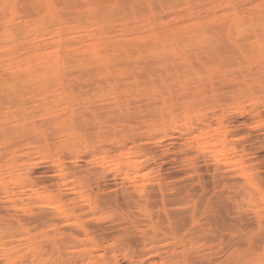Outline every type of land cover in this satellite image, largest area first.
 <instances>
[{"label": "rangeland", "instance_id": "obj_1", "mask_svg": "<svg viewBox=\"0 0 264 264\" xmlns=\"http://www.w3.org/2000/svg\"><path fill=\"white\" fill-rule=\"evenodd\" d=\"M48 1L45 3L46 5H49ZM52 1L50 0V7H47L50 11L54 8L56 13L54 10L50 13L60 20L58 8H55L58 4L55 3V6ZM136 1L142 3V8L145 10L142 22L131 19L133 24L129 26L122 19L123 23L119 18L117 21L115 19L116 22L113 23V27H115L111 29L117 32L109 28L108 35L106 32L108 30L105 31L106 36L103 33L104 37L109 38L110 36V39L113 40L116 36L119 39L116 40L120 41L127 35V38L144 36L143 39L146 42L157 41L166 45L168 60L159 62L155 59L150 61L143 59L136 62V60L129 59L123 66L120 65L123 69L119 66L116 67L121 72H118L119 74L114 72V74L119 77L109 78L111 81L102 80L103 84L99 81L95 87V83L89 87L90 85L85 84L82 80L79 82L80 87L85 86L86 88L79 87L80 90L77 88L79 85L74 83L71 78L68 80V77L65 79L61 77V84L69 86L71 84L70 87L75 90H20L6 92L7 94L0 92V175L7 173L6 166L9 165V162L14 163L17 171L19 170L18 172L24 175L23 181H20L21 185L37 192L55 193L57 184L61 181L71 180L75 184L81 181L80 184L87 187V189L84 188L83 197L86 200H91L94 207L101 203L99 208L96 207L100 209H96L99 212L95 216L96 220L93 218V221H87L80 218L71 220V223L59 221L68 228L72 227L66 225H76V229L65 231L58 226L60 223L57 222L48 221L46 224L38 221L33 223L34 217L33 219L30 217L34 216L36 209L33 205L30 206L35 201L30 196H26L27 199L23 197V202L28 201L24 203L27 206L24 205L23 210L19 209L22 211L15 212L16 210L7 209L8 212H6L5 208L10 205L6 202L8 199H5L2 190L6 185L11 187L12 184L1 182L0 201L3 203L0 204V228H5L9 223L12 225L15 222L16 225L17 223L25 225L29 220L31 221L29 224L31 223L32 226L29 225V227L31 226L30 230H28L29 227L26 228V225L23 226L26 228L23 229L25 232L23 230L15 231V229L11 231V233L15 232L20 235L16 234L17 239L20 237L26 241L22 242L24 246H21V249L15 248L17 251L0 250V264H166L165 261L171 251L180 254H178V260L181 264L186 262V257L193 261L190 263L187 260V264H200L202 261L205 264L208 259L212 260L208 264H227L228 262H230L229 264H262L264 261V227L259 228L264 220V217L260 216L264 213L261 210L262 206H258L257 203L254 205L252 202H245L248 200L245 199L246 196L244 197L245 194L243 195L242 190H239L240 193L237 190L238 196L236 194L231 202L225 198L228 194L233 196L234 194L231 193L234 190L228 191L229 189L226 190V188L222 190L223 187H220L219 183V187H217L216 183L219 181L211 178L210 173L203 170L205 167H203L200 158L195 156V150L192 149L189 142L186 143V139L190 141L191 137L196 134L195 130L190 132L191 135H186L184 127H181L182 122L179 121L181 107L184 105L190 106L191 104L193 109L195 107L194 110L199 109L202 116L223 111L227 125L234 129L240 146L247 150L246 159L250 155L248 151L251 153L249 161L254 164L255 174L259 178L258 182L260 183L264 179V130L258 128L255 124L257 120L254 118V113L263 111L261 108L264 105V0H171L170 6H168L169 4L166 5L168 8L163 6L161 10L160 7L153 4L152 0H149L150 3L148 0ZM235 17L236 19L242 18L244 25L241 32H235L237 35L234 33V36L231 34V37L228 34V38L224 33L226 35L223 36L226 39H224L225 43L228 42V44H225L221 37L222 42L219 41L220 39L218 40L219 43L221 42V46L218 41L210 42V44L187 41L189 37L197 36L199 33L204 35L214 32L215 28L212 29L208 25L218 24L225 20L228 22ZM56 18H54L56 27L63 26L64 22ZM200 20L209 28L204 26L193 29L191 27L192 23H198ZM144 23L148 26H144ZM227 27L225 26V29ZM196 30L199 33L195 32ZM59 36L53 40L47 38L44 41L38 40L39 42L36 41V44L32 40H28L29 43L27 41L26 46L33 45H29L32 50L38 43V45L43 44L39 48L45 49L51 44L53 53L58 49L55 53H59L58 56L62 57L65 56V53H69L65 52L69 51L66 46L74 45L76 47L75 43L79 41L85 43L84 41L88 40L87 36H83V34L80 35V38H78L79 35L76 37L73 35V42L71 41L67 45L69 36L64 34ZM64 36L67 37V40ZM57 39L62 41V45L60 41L57 42ZM116 40L114 38V41ZM183 41L184 43L181 44ZM230 41L234 43V46L228 49L227 45L229 47V44L232 43ZM23 46L17 47L18 53H16V47L11 50L14 52L16 48V55H22L23 49L19 50V48L21 49ZM112 49L110 46L101 47L99 53H110ZM139 71L142 78L137 75ZM135 80L141 82L143 90H132ZM109 83L110 87L116 84L113 86L114 90L108 86ZM105 84L108 87H104ZM92 87L104 88L103 90L88 89ZM186 95L187 97H185ZM252 109H255L254 113L250 112ZM171 114L177 116L174 118L175 126L179 127L177 130L181 132H175L174 135L180 136L181 139L164 141L162 146L167 148L165 152H162L161 146L153 147L150 150L154 153V158L149 161L147 166L150 173L148 179L150 184L155 182L164 187V195H166V191L171 194L172 189H175V192L177 190L180 193L183 190L184 193L181 195L188 196L187 203L189 205L185 206L188 207V212L185 210L183 216H188L190 213L193 218L186 217L184 230L176 229V225L172 224L171 219L165 223L164 218L167 213L171 214L168 209L173 207L165 204L166 209H164L161 204H156V206H150V209L147 208L148 210L144 206L140 208L139 205H143L144 198L147 197L146 193L149 194V189L150 192L154 189L157 191L155 186L148 184L144 186L145 189H134L137 191L129 189L127 186L125 188L120 174H114L117 167L115 170L113 169L114 163L119 164L121 163L119 161H122L115 156L124 152L129 146L136 148L135 144L137 143L153 142L154 138L161 139L166 131H169L168 122L171 120ZM76 120L79 121V124ZM195 121L196 117L193 116L190 124L195 126ZM148 147L150 148L149 144ZM192 161L194 163L197 161L195 164L200 167L194 166ZM190 165L191 168L196 167L192 168L197 170L196 173L193 172ZM106 166L114 171L108 170ZM105 169L109 171L108 175H106L108 172ZM212 180L215 185L211 182ZM4 183L5 186H3ZM263 183L264 180L260 183L261 190L264 187ZM97 185L101 189H97ZM165 186L167 187L165 188ZM151 187L154 189L152 190ZM125 190H127L126 193L122 192ZM107 194L109 197H114L113 199H116L115 196L118 195L122 197L118 196L117 200L120 198V201L117 202V205L111 203L113 205L111 208V204L105 202L108 203L106 205L102 199L104 198L102 196H107ZM240 194L243 195L242 199ZM124 195L127 201H133L128 203ZM235 197L237 203H235ZM121 198L130 204L127 206L125 202L128 208L123 205L124 200L121 201ZM91 202L87 200L86 204ZM256 205L259 209L256 208ZM77 206L83 208L85 204L78 203ZM23 211L29 213L28 218ZM35 214L37 215V212ZM250 220L256 221L253 223ZM257 223L259 226L257 225V229H255L253 224ZM13 228L16 226L14 225ZM170 228L188 240L184 245L183 256H181L182 246H177L175 250L168 246L172 239L169 234ZM261 230L263 235H258ZM257 232L259 233L257 234ZM261 236L263 239L260 238ZM164 251L169 253L166 255ZM150 255L155 256L149 257ZM253 257L254 259H252ZM214 259H216L215 262Z\"/></svg>", "mask_w": 264, "mask_h": 264}, {"label": "bare ground", "instance_id": "obj_2", "mask_svg": "<svg viewBox=\"0 0 264 264\" xmlns=\"http://www.w3.org/2000/svg\"><path fill=\"white\" fill-rule=\"evenodd\" d=\"M46 2H47V0H0V92H3L2 94H4V92L5 93L10 92V91L16 92V91H20V90H23V91H25V90L26 91H29V90H75V88L72 89V87H70L71 84H70V86L67 83H66L67 85L61 84V81H60L61 77H64V79L66 77H68V80L72 79V81L74 83H77V85H79V86H77L78 90H80V88L85 87V86L80 87L81 85L79 82L82 80H83V82H85V84L88 83V85H90L89 87H91L95 83L94 84V87H95V85L98 84L99 81H101L100 83L103 84L102 80H105V81L108 80L109 81L110 80L109 78L113 79V78H115V76L119 77V75H116V74H119L121 71H119V69L117 70L116 67L117 66L120 67V65L123 66L125 63L128 62L129 59L136 60V62L142 61L143 59L149 60V61L155 59V60H159V62H161V61L165 62L166 60H168V50L166 49V45H164L160 42H157V41L156 42H150V41L146 42V40L143 39L144 36L143 37L131 36L132 38L131 37L127 38L128 37V35H127L125 38H123L120 41H117L119 39H117L116 36L114 37L115 40L117 39L116 41H114V38H113V40L110 39V36H109V38L104 37L103 33L106 36L105 31L108 30V31H106L107 35H108V32L115 27V26L113 27V23L115 24V22L117 21L118 18L120 20L122 19L123 22L129 26L133 24V23H131L132 20L135 19L136 21H139V20L143 19L145 10L142 8V5H141L142 3H139L136 0H132V1H130V0H53L52 4L54 3L55 6H56V4H58V6H59V7L58 6L57 7L54 6V7L58 8L57 12L60 15L59 16L60 20H62V22H64V25L59 26V27H56V25L54 24V18H56V17H54L53 14L50 13L52 10H54V8L50 11L49 8L47 7V6L50 7V4H51L50 0L48 1L49 5L48 4L46 5L45 4ZM152 2L154 5L156 4L155 6L160 7L159 9L161 10L163 6L168 5L172 1L171 0H152ZM149 3H150V1H149ZM175 3H176V1H175ZM168 6H170V4ZM154 9H153V11H154ZM249 11H250V9H249ZM150 12H151V10H150ZM150 12H148V13H150ZM251 12H252V10H251ZM55 13H56V11H55ZM58 13L56 14L57 17H58ZM221 17H222V15H221ZM56 19H58V18H56ZM115 19H116V21H115ZM241 19L242 18L236 19V17H235L233 19L228 20V22L225 19H223L225 21H222V19H221L222 22H219L218 24L215 23L214 25H208V26H210V28L216 29V30L214 29V32L204 34V35H200L201 33H199L198 30H196L195 32L199 33V35L197 34V36H194L191 38L189 37L187 41H189V42L198 41L199 43L201 42L203 44H205V43L210 44V42L216 43V41H218L219 39H220L219 41H221V38H222V41L225 43L226 39L223 37L225 35L224 33H226V35H227V36L225 35L226 37H228L229 35L232 37L231 34H233V36H234L235 32L239 33V31L241 30V28L244 25V20H241ZM122 20H121V22H122ZM217 20H219V19H217ZM141 22H142V20H141ZM56 23H57V21H56ZM61 23H59V24H61ZM162 24H165V23H162ZM145 25H147V24L144 23V26ZM164 26H166V25H164ZM182 26L185 27V25H182ZM204 26L208 27L207 24L204 25L203 23H201V20L198 21V23H194V24L192 23L191 24V27L193 29L201 28ZM225 26L226 27L228 26V27L225 29ZM186 27H188V26H186ZM109 28H110V30H109ZM176 28H177V26H176ZM137 29H138V27H137ZM183 29H185V28H183ZM75 30H76V32H75ZM112 31H116V30H112ZM60 34H64V35L69 36L68 37L69 40H67L66 39L67 37L64 36V38L67 40V45H69L71 43V41L73 39V35H74V37L79 35L78 38H80L81 37L80 35L83 34V36H87L88 40L84 41L85 43H82L80 41H79L80 43L79 42L75 43L76 47H74V45L73 46H71V45L66 46V47H68L69 51L66 50L65 52H69V53H65V54L63 53L65 56H62V57L58 56L59 53L58 54L55 53L56 51H58L57 48H56L57 50H55V47H54V50H55L54 53L55 54L53 53V49H52L53 46L51 47V44H49V43H47V44H49L50 47H48V48L45 47V49L39 48V46H43V44L38 45V43H37L38 47L36 45V46H34V48L32 50L30 49V47L33 45L29 44V45H31L30 47H29V45H28V47L26 46V43L28 40H32L36 44V41L37 42H39L41 40L44 41L45 38H47L48 40H53L54 38H57V36H59ZM193 34H195V33H193ZM205 35H207V36H205ZM59 37H61V36H59ZM149 37H151V36H149ZM83 38H85V37H83ZM151 39H153V38H151ZM59 41H60V39L57 42H59ZM68 41H70V42H68ZM219 41H218V43H219ZM61 42L62 41H60V43ZM221 42L219 43L220 46H221ZM230 42H232V41H230ZM28 43H29V41H28ZM183 43H184V41L181 42V44H183ZM232 43L229 44L230 45L229 47L227 45L228 49L230 47L232 48L234 46V43L233 44ZM185 44H186V42H185ZM225 44H228V42H226ZM17 45H19V46H17ZM20 45H22V46L24 45L23 48H21V49L19 48V50L23 49V53H22V55H19V54L16 55V53L19 52L17 47H20ZM53 45H55V44H53ZM61 45H62V43H61ZM45 46H48V45H45ZM105 46L112 47L113 48L112 52L105 53V54L99 53L100 52L99 49H101V47H105ZM13 47L17 48V50L15 48V50L17 51L16 53H15V50H14V52L12 51ZM25 47H27L26 50H24ZM35 47H37V48H35ZM59 47H60V45H59ZM50 48H51V50H50ZM28 50H29V52H28ZM10 51L12 54L10 53ZM13 55H16V56H13ZM155 62H158V61H155ZM138 64H140V63H138ZM120 68H122V67H120ZM115 70H117V71H115ZM138 70H140V69H138ZM140 71H139V74H137L139 76V78L141 76ZM114 72H117V73L114 74ZM139 78H137V79H139ZM141 78H142V76H141ZM100 83H99V85H100ZM110 83L108 84L109 87L111 86ZM108 86H106V84H105L104 87H108ZM113 86H116V84ZM113 86L110 88H112L114 90L115 87L113 88ZM97 87H99V86H97ZM100 88L101 89H99V88L96 89V88L92 87L91 89L90 88H88V89L89 90H103L102 87H100ZM132 88H133L132 90H143V87H142L140 81H138V82L136 81L135 85H133ZM185 97H187V95ZM20 101H22V100H20ZM187 102H189V101H187ZM170 107H171V105H170ZM181 108L182 109H181L180 115H179L180 116L179 121L182 122L181 127H184V131H185L186 135L187 134L191 135L192 133H190V132H194V130L196 133L193 135V137H191L192 139H190V141H187V139H186V143L189 142L190 145L192 146V149L195 150V153H196L195 156L200 158L201 162L203 163L202 165H204L203 167H205L203 170L204 171L206 170L205 172L210 173L209 175L211 178L219 181L216 183L217 187H219V185H220V187L221 186L223 187L222 190L223 189L225 190V188H226V190L229 189L228 191H230V189L234 190V191H232V193L227 191L228 193H231L234 195L233 196L230 195L231 196L230 197L228 194L227 197H225V198H227L231 202V200H234L233 197L236 194L238 196V193H240L239 190L240 191L242 190V193L244 192L243 195L245 194L244 197L246 196L245 199L248 200L245 202H248V203L252 202L254 205L257 203L258 206L261 205L262 208L264 209V207H263L264 206V193H263L264 187L262 188L263 191L260 188V183L264 179L262 178L263 180L260 183L258 182L259 178H257V174H255L256 170L254 169V164L251 163L252 161H249V156L251 155V153H250V151H248L249 152L248 154H250V155L246 159L247 150L244 147L240 146L239 139L236 138V133H235L234 129L227 125L226 116H225V114H223L224 112L223 111H221L220 113L212 112L209 116H205V115L202 116L199 113V109L194 110L195 107L193 109L191 104H190V106L184 105ZM261 110H263V111H257L254 113L255 109H252L250 112L254 113V118L257 120V122L255 124H257L258 128L264 130V105L262 106ZM170 116H171V120H169V122H168V127H169L168 130L169 131H166L165 134L163 133L164 135L161 139L154 138L153 142L151 141V142L137 143L138 145L135 144L136 148L132 147L133 148L132 149L129 146V148H126V150L124 152H122V153L120 152L121 154L119 153L118 154L119 156L116 155L115 157L116 158L118 157L117 158L118 160L122 159V161H119L121 163H119L117 161L119 164H117V163L116 164L114 163V165L111 164V165H113L114 170L117 167L116 168L117 173L113 169H109L106 166V168L108 170L114 171V174H120L121 179H122L121 181L123 183V186H125V188L127 186L129 189L131 188L132 190H134V189L138 190L139 188L145 189L144 186L150 184L149 183L150 180L148 179V176L150 173H149L147 166H148L149 161L154 158V156H153L154 153L150 150H152L153 147L159 148L161 146L162 152H165V151H167V148L165 146H162L164 141H166V140L172 141V140L181 139L180 136L174 135L175 132L181 133L179 130H177V128H179V127L175 126L176 120L174 118L177 116H174V114L173 115L171 114ZM193 116L196 117V121H195L196 123L194 122L196 124L195 126L193 124L192 125L190 124L191 118H193ZM76 121H78V120H76ZM67 122H68V120H67ZM78 124H79V121H78ZM57 125H59V124H57ZM60 127H62V126H60ZM165 128H163V129L165 130ZM68 136L71 138L70 135H68ZM148 144L150 145V148L148 147ZM132 146H134V145H132ZM239 146H240V149H239ZM195 163L193 162V164H195ZM8 164L9 165L6 166L7 168L5 167L7 170V173L5 172V174L0 175V184H2L3 181H5L6 184H8V183L12 184L11 187H7V185L5 186V183L3 184V186H5V187H3V190H2L3 196L6 197L5 199H8V201L6 200V202L9 203V204L7 203L8 205H10L9 207H6V208H5V206L1 205L5 208L6 212H8L7 209H10L13 211L16 210L15 212L22 211L24 209L23 207L27 206L24 203L26 201H28V200H26L25 202H23L24 199H27L26 196H30V197H32L31 198L32 200L33 199L35 200V201L33 200L34 202L30 206L33 205L34 208L36 209V212H37V215L35 214L36 213L35 212L34 216L30 217L32 219L34 217L33 223L38 222V221L44 222L46 224L48 221L57 222L58 224L60 222L71 223V220H78L80 218H84L87 221H90V220L93 221V218L96 220L95 216L97 215L98 210H100L98 208L101 205V203L99 202L100 203L99 206L95 205L96 207H98V208H96V207H94L91 200L87 199L92 204L91 203L86 204L87 200H86V198L83 197V192H84V188L87 189V187H85V185H83L84 186L83 187L80 184L81 181L76 183V184H75V182L74 183L71 182V180L70 181H61V182H59V184H57V189H56L55 193L54 192H37V191L33 190L32 188H27V187L21 185L20 181H23L22 179L24 178L23 173L18 172L19 170L17 171V169L14 166V163L12 164L11 162H9ZM194 166H198V168L200 167L199 165H196V164ZM190 168H191V165H190ZM190 168H189V170H190ZM192 168H196V167H192ZM107 169H105L106 172H108L106 175L109 174V171H107ZM192 170H193V172L195 171L194 173H196V171H197L194 169H192ZM192 170H190V171H192ZM103 172H105V171L103 170ZM199 172H202V171H199ZM110 173H111V171H110ZM101 174H103V173H101ZM260 176H262V175L260 174ZM114 177H115V175L113 176V178ZM25 178H27V177H25ZM198 178H200V177H198ZM75 180H76V178H75ZM200 180H201V178H200ZM216 180H214V181H216ZM211 182H213V180ZM218 183H219V185H218ZM124 184H127V185H124ZM205 184L207 185V183H205ZM213 184L215 185L214 182H213ZM24 185H25V183H24ZM150 185L155 186V188L157 189L158 192L153 187H151L152 190L154 189L156 192L154 190L153 191L151 190L152 192H150V189H149V194L148 193H146L147 195L144 194L147 197L144 198L145 196L143 195L144 202H143V205L142 204L139 205L140 208H141V206H142V208L144 206L146 209L147 208L150 209V206L153 207V206H156V204H161L162 207L164 209H166L165 204H167V206H170L173 208L168 209V211H170L171 214L167 213L165 218H164V216H162V218H164V220H166L165 223H168L169 219H171L172 224L176 225V229L184 230L185 222L187 221L186 217L190 218V216H191L190 213L188 216H186V215L183 216L184 215L183 213H185L186 211L188 212V210H187L188 207H185V206L189 205V203H187L188 202L187 201L188 196L187 195H184V196L181 195L184 193L183 190H182V193H180V192H177V190L175 192V189H172L171 194H169L168 191H166L167 193H166V195H164L165 194L164 187L159 186L155 182H152ZM167 185H171V184H167ZM214 185H213V187H214ZM97 186H95V187H97ZM171 186H169V187H171ZM121 187H122V184H121ZM166 187L167 186H165V188ZM97 189H101V187L98 186ZM120 189L123 190L122 188H120ZM137 190H134V191H137ZM160 190H161V192H160ZM237 190H238V193H237ZM126 191L127 190L122 191V192L126 193ZM156 193H158V194H156ZM109 194H107V196L108 195L111 196V193H109ZM135 194H137V193L135 192ZM138 194H139V192H138ZM243 195H241V199H242ZM107 196H105V195L102 196V197H104V198H102L104 200V203L108 202L110 204L112 203L114 205H117V202L120 201L119 200L120 198H118V200H117V197L120 195H118L117 197L115 196L116 199H113L114 197L112 198V197H109V196L107 197ZM126 196H128V194H126ZM12 197L14 200L12 199ZM23 197H26V198L23 199ZM120 197H122V196H120ZM124 197H125V195H124ZM236 197H235V199H236ZM125 199L127 201L126 197H125ZM125 199L121 198V201L124 200L123 202L125 203L126 202ZM128 199H129V197H128ZM141 200L143 201V199H141ZM132 201L128 200L127 202L129 203ZM243 201H244V199H243ZM1 202L2 201H0V204L3 203V202L2 203ZM78 203H80L81 205L85 204V206L83 208L81 206H77ZM108 203H105V204L108 205ZM124 203H123V205L126 206V203L125 204ZM128 203H127V206L130 205ZM135 203H137V202H135ZM235 203H237V199H236ZM110 204H109V206H110ZM112 204H111L112 207L110 206L111 208H113ZM222 204L224 205V203H222ZM118 205H120V204H118ZM20 206H21V208H19ZM115 207H117V206H115ZM28 208H25V209H28ZM256 208H258L257 205H256ZM19 209H22V210H19ZM96 209H98V210H96ZM129 209H130V207H129ZM260 209H261V207H260ZM263 209H261V210L264 211ZM246 211H248V210H246ZM248 212H250V211H248ZM28 214H27V212L25 213V215H27V218L29 216ZM260 216H262V218H263L264 213H263V215L261 214ZM250 217H252V216L250 215ZM19 218H21V216ZM27 218H26V221H28ZM252 220H250V221H252ZM258 220H260V218H258ZM255 221H252V222L254 223ZM29 222H31V221L29 220L27 222L28 225H27V223H25L26 228H28L29 225L32 226V224L31 223L29 224ZM263 222H264V220L262 221V224L259 223L260 226L258 225V223L253 224L256 227V228L255 227L254 228L257 229V225L259 226V228H261V227L263 228L264 227ZM8 225H7V227L5 226V228H0V250L7 249L9 251H17V249H15V248L21 249V246H24V243L22 244V242L26 241V239H24V238L21 239L20 237H19V239H17L18 238V236H16L17 233H15V232L11 233V231L14 229H15V231L16 230L21 231L23 229H26V228H23V226H25V225H21L18 223L16 225V222H15V224H12L9 226ZM14 225L16 226V228H13ZM31 226L28 228V230H30ZM58 226L61 227L62 229H64L65 231L71 230L72 228L76 229L75 224L66 225V226H71L72 228L65 227L61 223ZM153 227H154V225H153ZM77 228H79V227H77ZM254 228H252V229H254ZM258 230H260V229H258ZM262 230L260 231V233L257 232V234L259 233L258 235H263L264 231L262 234ZM20 231H19V233H21ZM169 231H170L169 234L171 235L172 239H171V241H169L168 246L172 250H175V248L179 245L182 246L183 250L181 251V253H182L181 256H183L184 245L188 240H185L179 234V232H178V234H176L175 230L172 228H170ZM255 231H257V230H255ZM23 232H25V230H23ZM156 234H158V232H156ZM17 235H19V234H17ZM260 238L263 239L262 236ZM257 239H259V238H257ZM154 248L157 249V247H154ZM164 253L167 255V253H169V252L164 251ZM178 254L179 253L176 251H171V253L168 254L169 256H167V260L165 261V263L166 264H181L178 260V256L180 254L179 255ZM153 256H155V255H150L149 257H153ZM237 258H238V256H237ZM237 258H236V260H237ZM181 259L183 260L185 258H181ZM252 259H254V257ZM185 260H186V262L188 260L190 263H193V261L191 259H190L191 260L190 261L189 259H187V257ZM215 260L216 259H214L213 261L215 262ZM209 261H212V260L208 259L207 263H205V264H208ZM247 261H245V262H247ZM252 261L255 262L254 260H252ZM186 262H183V264ZM263 262L264 261H262V264H263ZM229 263L230 262H228L227 264H229ZM243 263H244V261H243ZM200 264H203V261L200 262Z\"/></svg>", "mask_w": 264, "mask_h": 264}]
</instances>
